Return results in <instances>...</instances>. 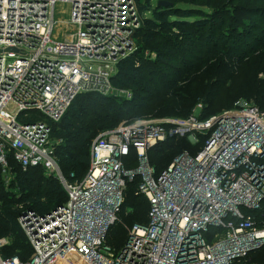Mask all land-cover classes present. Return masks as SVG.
<instances>
[{"label": "built area", "instance_id": "built-area-1", "mask_svg": "<svg viewBox=\"0 0 264 264\" xmlns=\"http://www.w3.org/2000/svg\"><path fill=\"white\" fill-rule=\"evenodd\" d=\"M58 3L67 21L56 20ZM141 17L137 0H0L4 184L16 165L42 167L68 194L47 212L20 215L33 255L24 262L0 254V264H264L256 260L264 248V109L252 101L209 117L198 103L187 117L123 121L94 139L83 177L67 178L59 167L53 124L79 94L118 91L113 77L137 50ZM23 113L27 122L18 120ZM171 139L201 148L156 172L149 152ZM136 176L148 223L129 227L115 247L109 232ZM7 243L0 239V248Z\"/></svg>", "mask_w": 264, "mask_h": 264}, {"label": "trees", "instance_id": "trees-1", "mask_svg": "<svg viewBox=\"0 0 264 264\" xmlns=\"http://www.w3.org/2000/svg\"><path fill=\"white\" fill-rule=\"evenodd\" d=\"M166 1L172 5L154 7L148 0L139 8L141 13L152 11L159 19L145 18L149 26L135 33L140 46L118 63L113 84L128 88L131 97L81 93L54 123L59 126L54 135L60 138L56 156L67 178L85 175L94 139L123 121L150 115L187 117L198 103L204 105L203 117H209L242 99L264 109V0ZM201 1L202 5L193 7ZM162 29L178 32L165 34ZM200 148L186 139L167 140L149 152L150 164L160 172L183 151L196 153ZM13 170L15 178L7 188L0 169V239L10 238L0 254L25 262L31 259L33 247L18 223L20 215L28 209L47 212L67 201L68 194L42 167L23 170L16 165ZM140 182L136 176L127 185L121 222L108 236L115 247L126 241L131 222L130 227L148 223L149 202L138 192ZM256 260L264 262V248Z\"/></svg>", "mask_w": 264, "mask_h": 264}, {"label": "rangeland", "instance_id": "rangeland-1", "mask_svg": "<svg viewBox=\"0 0 264 264\" xmlns=\"http://www.w3.org/2000/svg\"><path fill=\"white\" fill-rule=\"evenodd\" d=\"M148 2V0H140V3H139V8L142 6V5H144L145 3H147ZM158 2H159V0H151V4L155 7V6H157V4H158ZM203 4V2L201 1V2H199V3H197V4H195V6H193V7H198L199 5H202ZM191 5H189V4H184L183 5V7H190ZM141 15H142V17H141V21H140V27L142 26H144V27H147V26H149V24L148 23H146V21H145V18L146 17H148V18H151V19H159V17L157 16V15H155L152 11H146V12H143V13H141ZM55 17H56V20L59 22L60 20H63V21H67L68 19H69V15H68V13H67V11H66V5H64V4H61V3H58L57 4V6H56V13H55ZM172 19H175L174 17L172 18ZM63 27H62V29L63 30H65V26L63 25V24H61ZM70 29V28H69ZM163 33H165V34H174V33H176V32H178L177 30L176 31H171V30H166V29H162L161 30ZM135 44H136V47L135 48H137L138 49V47L140 46V41H139V39L138 38H135ZM133 53H135V51L133 52ZM146 55H148V56H150V57H155L156 56V53L155 52H147L146 53ZM117 68H118V65H117ZM117 89H118V91H116V93L115 94H113V96H116V97H123V96H126L127 97V95L128 94H131L129 91H128V88L127 89H124V88H119V87H117V86H115ZM130 96V95H129ZM128 98H130V97H128ZM240 98H246V97H238V98H235V99H240ZM234 99V100H235ZM243 100H245V99H243ZM227 107V106H226ZM225 107V108H226ZM225 108H223V109H225ZM222 110V109H221ZM221 110H220V112H221ZM24 114L25 113H23L20 117H19V121L20 122H27L29 119H28V117H26V116H24ZM139 118H141V117H138V119ZM142 118H158V117H156V116H148V117H142ZM65 121L67 120V119H64ZM127 120V119H126ZM58 129H59V126H58V124H54L53 125V132H52V137H53V139L55 140V141H60V138H58V137H56L55 135H54V132L55 131H58ZM45 172V171H44ZM46 174V173H45ZM18 221H19V219H18ZM19 223V222H18ZM133 222H131V224H132ZM131 224H129V227L131 226ZM1 239H6L7 241H8V243L10 242V238L9 237H2ZM7 243V244H8ZM6 245V244H5Z\"/></svg>", "mask_w": 264, "mask_h": 264}, {"label": "water", "instance_id": "water-1", "mask_svg": "<svg viewBox=\"0 0 264 264\" xmlns=\"http://www.w3.org/2000/svg\"><path fill=\"white\" fill-rule=\"evenodd\" d=\"M158 4H159V5H165V6H170V5H172L171 2L166 1V0H159ZM11 50H13V49H9V51H11Z\"/></svg>", "mask_w": 264, "mask_h": 264}]
</instances>
